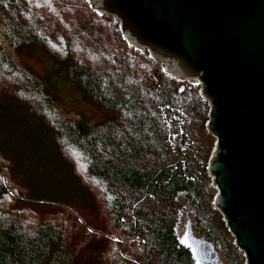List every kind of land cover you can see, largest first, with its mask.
I'll return each mask as SVG.
<instances>
[{
	"label": "trees",
	"instance_id": "trees-1",
	"mask_svg": "<svg viewBox=\"0 0 264 264\" xmlns=\"http://www.w3.org/2000/svg\"><path fill=\"white\" fill-rule=\"evenodd\" d=\"M68 2L0 0V264H196L187 220L223 264H246L213 202L200 86L130 45L89 0L73 17ZM33 50L42 73L21 59ZM77 198L117 242L59 222H75Z\"/></svg>",
	"mask_w": 264,
	"mask_h": 264
},
{
	"label": "water",
	"instance_id": "water-1",
	"mask_svg": "<svg viewBox=\"0 0 264 264\" xmlns=\"http://www.w3.org/2000/svg\"><path fill=\"white\" fill-rule=\"evenodd\" d=\"M89 1L119 20L130 45L210 101L213 202L246 264H264V0ZM181 241L196 264H223L190 220Z\"/></svg>",
	"mask_w": 264,
	"mask_h": 264
},
{
	"label": "rangeland",
	"instance_id": "rangeland-1",
	"mask_svg": "<svg viewBox=\"0 0 264 264\" xmlns=\"http://www.w3.org/2000/svg\"><path fill=\"white\" fill-rule=\"evenodd\" d=\"M38 1H41V0H38ZM80 1H83V0H69L68 4L72 7L71 11L69 12L70 16L73 17L79 12L77 6H78ZM38 3H42V2H38ZM75 46L79 47L78 42H75ZM36 53L37 52L33 50V51H31V54L29 53V54H27V56H25L24 54H21V59L24 62H27V65L31 66L34 70L42 73L47 66V62H46V59L42 57V55L36 54ZM181 85H184V84H181ZM7 86H5V88ZM199 92H200V88H199ZM75 201H78L79 205L81 206V210H79L80 214H78L80 217L79 216L77 217V215H75V216L73 215L75 218V222H74V220L69 219L64 214L63 218L59 221L61 224H63V225H65V224L80 225L83 227V229L91 228V229L99 230L98 233L100 235H102V237H104L106 239V241H110V242H107V244L112 243L113 241L117 242V240L121 237L120 235L122 233H112V232L108 231V227L106 225V222H105V220H103L102 213L98 208L94 209V208H91L89 206H87V207L82 206V205H84L82 199L77 198ZM69 208H71V207H69ZM28 209L34 214V215L32 214V217H30L29 219L35 221L36 217H39L38 215H39L40 210L39 209H30V208H28ZM67 229H70V228L68 227ZM91 248L92 247L85 248L82 251L83 254H85V255L90 254L91 250H88V249H91Z\"/></svg>",
	"mask_w": 264,
	"mask_h": 264
},
{
	"label": "built area",
	"instance_id": "built-area-1",
	"mask_svg": "<svg viewBox=\"0 0 264 264\" xmlns=\"http://www.w3.org/2000/svg\"><path fill=\"white\" fill-rule=\"evenodd\" d=\"M235 241V240H234ZM236 245V244H235Z\"/></svg>",
	"mask_w": 264,
	"mask_h": 264
}]
</instances>
